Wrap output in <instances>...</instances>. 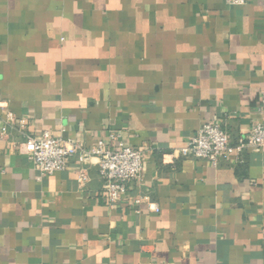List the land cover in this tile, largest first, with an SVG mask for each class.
<instances>
[{
	"label": "crops",
	"instance_id": "0c3cea01",
	"mask_svg": "<svg viewBox=\"0 0 264 264\" xmlns=\"http://www.w3.org/2000/svg\"><path fill=\"white\" fill-rule=\"evenodd\" d=\"M263 88L264 0H0V264H264V148L179 151L264 121ZM43 130L138 148L139 184L106 204L80 153L41 175L14 144Z\"/></svg>",
	"mask_w": 264,
	"mask_h": 264
},
{
	"label": "built area",
	"instance_id": "2783aa9c",
	"mask_svg": "<svg viewBox=\"0 0 264 264\" xmlns=\"http://www.w3.org/2000/svg\"><path fill=\"white\" fill-rule=\"evenodd\" d=\"M230 5H242L247 0H224ZM5 103L0 100V108ZM260 111L264 114V88L260 91ZM15 125L11 113L6 116L5 123L0 127V136L7 133L8 126ZM23 128L24 121L18 122ZM23 138L14 144L16 150L25 155L33 167L41 175H51L63 170L74 154L80 153L81 158H97L98 174L102 180L101 195L106 204L112 206L125 198L131 185H138L143 170L144 155L138 148L120 143L112 148L103 140H98L91 148H83L79 143L52 135L43 130L35 133H23ZM264 148V121L252 125L246 133L232 140L218 120L203 123L191 135L183 147L179 149L181 156L204 159L217 166L220 161L231 155H239L244 148ZM87 174L84 169L78 171V182L84 183ZM146 196L137 193L133 204L139 206ZM151 210L157 211L158 205L149 202Z\"/></svg>",
	"mask_w": 264,
	"mask_h": 264
}]
</instances>
